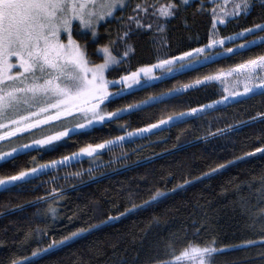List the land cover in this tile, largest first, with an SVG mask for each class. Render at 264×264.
<instances>
[{"label": "trees", "instance_id": "trees-1", "mask_svg": "<svg viewBox=\"0 0 264 264\" xmlns=\"http://www.w3.org/2000/svg\"><path fill=\"white\" fill-rule=\"evenodd\" d=\"M135 2L130 0L123 12L101 24L96 40L78 36L93 62L101 58L95 47L112 41L113 54L121 59L107 70L109 80L153 63L157 57L207 44L213 30L212 4L208 0H203L200 9L197 6L202 0H191L171 17H151V30L129 26L127 16ZM262 20L264 3L251 0L247 13L217 23L213 38L229 37ZM158 23H163L162 31L156 30ZM126 31L129 35L121 39ZM253 36L262 39L234 48L231 53L225 49L240 44V38L226 40L209 50L206 59L186 69L126 89L106 104L107 110L179 88L202 75L231 70L234 64L264 52L261 32L246 34L243 39ZM128 45L131 51L125 57ZM233 79H213L202 86L181 89L160 97L159 102L121 114L118 120L76 129L75 134L57 142L55 151L30 148L16 153L15 160H1L0 175H11L22 167H35V163L77 152L85 144L225 97L195 114L124 137L93 156L82 155L39 169L0 189V264H9L15 256H28L29 264H151L154 259H170L169 246L178 251L189 240L217 249L210 264H264V242L259 239L264 236V215L259 214L264 208V191H259L264 189V116L257 115L264 113V90L241 94L234 83L239 78ZM121 86H110V90L115 92ZM232 91L238 94L232 96ZM62 123L66 125L68 120ZM120 124H126V128L118 127ZM57 127L51 122V128L19 134L12 143H26L40 132ZM157 189L162 195L150 200ZM50 205L55 214L48 211ZM110 216L115 218L108 219ZM77 229L87 231L48 247L53 240ZM37 248L44 251L30 256Z\"/></svg>", "mask_w": 264, "mask_h": 264}, {"label": "snow or ice", "instance_id": "snow-or-ice-1", "mask_svg": "<svg viewBox=\"0 0 264 264\" xmlns=\"http://www.w3.org/2000/svg\"><path fill=\"white\" fill-rule=\"evenodd\" d=\"M209 2L212 4L213 30L210 32L207 44L189 48L187 51H179L177 55L157 57L153 63L143 64L134 71L121 75L118 81H114L107 79L105 75L106 69L121 59L120 56L113 54L112 41L97 45L95 51L102 53L103 59L94 63L86 45L74 38L73 21H79V28L87 29L91 36L95 37L98 31L97 23L113 16L116 11L123 12L124 8L129 7L127 0H0V141L4 142V146L0 147V160L8 158L15 160L16 153L30 148L33 151H42L45 148L55 151L57 142L75 134L76 129H90L93 124L118 120L121 114H130L132 110H139L141 105L159 102L160 97L179 93L181 89L202 86L203 82L213 79L236 75L241 77L234 82L239 86V92L255 94V89L264 90V52H261L234 64L228 72L202 75L183 83L179 88L173 87L155 96L150 94L144 100L124 104L111 111L107 110L106 104L126 89L158 76L186 69L194 62L206 59L209 50L217 44L222 45L226 40L240 38V44L225 49L231 53L234 48H244L262 39L261 36H253L251 40H245L243 37L256 31L264 34V20L241 28L239 32H233L229 37L213 38L217 22L223 24L226 18H238L240 14L248 12L250 4L249 0H209ZM187 3L188 0H137L131 6L127 22L129 26L134 25L137 29L151 30L153 27L151 17H171L178 7ZM202 5L203 0L197 6L198 9L202 8ZM146 17L149 18L148 22H145ZM120 19L123 20L124 17L121 16ZM163 28V23L156 25L157 31H162ZM128 35L129 32L126 31L120 38L124 39ZM129 51L131 45L127 46L123 56L126 57ZM116 83L122 86L115 92L110 91V85L115 86ZM228 91L226 87L225 92ZM237 94V91L230 93L232 96ZM224 99L225 97L221 96L219 101ZM219 101H211L208 105L198 104L181 112H173L153 123L144 124L143 127L123 131L122 135L103 139L98 143L85 144L77 152L44 163H35L36 158L32 157L35 167H22L11 175H0V185L21 181L39 169L54 167L80 154L93 156L97 150L113 146L124 137L148 132L158 125L169 123L174 118L195 114ZM257 115L264 116V113ZM64 119L68 120L66 125L62 123ZM74 119L79 122L73 124ZM51 122L57 123L56 130L40 132L37 137L29 138L26 143H12L19 134L27 135L32 130L39 131L41 127L51 128ZM118 127L126 128V124H120ZM219 167L221 165H217V168ZM52 191L58 192V189L53 188ZM160 195L162 193L157 189L149 199L155 200ZM142 203L146 204L147 201ZM135 207L136 205H133V208ZM48 211L55 214V208L51 205ZM259 214L264 215V208L259 209ZM114 218L108 217V219ZM90 227L94 226L90 225ZM83 231L87 229H77L59 240H53L48 247L61 244ZM259 239L264 242V236ZM42 251L44 249L37 248L29 255L35 256ZM216 252L217 249L212 245L201 246L189 240L178 251L169 246L170 259H154L151 264H176V262L210 264V258ZM9 264H29L28 256H15Z\"/></svg>", "mask_w": 264, "mask_h": 264}, {"label": "rangeland", "instance_id": "rangeland-1", "mask_svg": "<svg viewBox=\"0 0 264 264\" xmlns=\"http://www.w3.org/2000/svg\"><path fill=\"white\" fill-rule=\"evenodd\" d=\"M129 1L130 0H127V3H129ZM189 1H191V0H188V2ZM209 1V0H208ZM257 1H261L262 3H264V0H257ZM250 2H251V0H249V4H250ZM250 7V6H249ZM117 12L118 11H116L115 12V14L113 15V16H111V17H106L105 19H103V20H101V21H99L98 23H97V29H98V31H97V34H96V36L95 37H92L91 36V33L87 30V29H81V28H79V21H73V28H72V32H73V35H74V38H76L77 40H79V38H78V36H82V35H86L90 40H96L97 38H98V36H99V34H100V26H101V24H103V23H105L106 21H108V20H110V19H112V18H115L116 16H117ZM227 19V18H226ZM217 23H219V22H217ZM66 38V37H65ZM80 41V40H79ZM81 42V41H80ZM82 43V42H81ZM101 45H103V44H101ZM217 45H220V44H217ZM97 48V46L95 47V49ZM94 52H96L95 50H94ZM97 53V52H96ZM97 54H99L100 56H101V58H100V60H98V61H96V62H94V63H97V62H100L102 59H103V54L102 53H97ZM11 60H14V58H10ZM201 61V60H200ZM194 63H196V62H194ZM112 66H114V65H110L109 66V68H111ZM14 68L16 69V70H18V67L17 66H15L14 65ZM108 68V69H109ZM108 69H106V71H105V75H106V72H107V70ZM157 71H159V70H157ZM230 71V70H229ZM224 72H228V71H224ZM234 77H236V78H239V79H241V77H238V76H236V75H231V76H227V77H221V78H234ZM107 78V77H106ZM108 79V78H107ZM118 79L119 78H117V79H113L114 81H118ZM234 80V79H233ZM238 80V79H237ZM148 81H150V80H147V81H145V82H148ZM236 81V80H235ZM145 82H142L141 84H139V85H133L131 88H136V87H139V86H141L143 83H145ZM115 85H121L120 83H116ZM111 86V85H110ZM130 89V88H129ZM111 91V90H110ZM239 93H241V92H239ZM241 94H244V93H241ZM73 121H75V123H77V122H79V121H77V120H73ZM101 123H97V124H93L94 126L95 125H100ZM92 125V126H93ZM91 126V127H92ZM85 129H88V128H85ZM35 147H39V146H35ZM82 155H87V154H80V155H78L77 157H75V158H79V157H81ZM75 158H73V159H70V160H74ZM69 160V161H70ZM1 161V160H0ZM68 162V161H67ZM15 182H13L12 184H8V185H0V189H3V188H6V187H8V186H11V185H13Z\"/></svg>", "mask_w": 264, "mask_h": 264}]
</instances>
